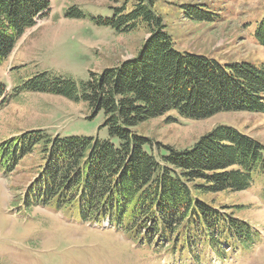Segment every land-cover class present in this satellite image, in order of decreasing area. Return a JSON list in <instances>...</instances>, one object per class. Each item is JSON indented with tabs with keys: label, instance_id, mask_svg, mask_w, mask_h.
<instances>
[{
	"label": "trees",
	"instance_id": "trees-1",
	"mask_svg": "<svg viewBox=\"0 0 264 264\" xmlns=\"http://www.w3.org/2000/svg\"><path fill=\"white\" fill-rule=\"evenodd\" d=\"M132 7L129 12L116 7L112 17L92 20L118 34L146 29L149 37L134 58L89 74L80 86L41 73L17 87L16 92L83 103L90 118L103 113L101 128L108 133L100 140L30 131L1 143L0 150L10 158L8 172L41 148L43 165L20 206L63 211L83 223L107 222L136 244L156 252L167 249L183 262H205L209 252L222 258L236 246L248 249L254 239L250 225L204 198L243 192L255 174L264 184V145L218 126L191 148L165 147L157 157L153 140L137 129L169 113L194 121L219 113L264 114V70L247 62L221 65L204 55L179 52L154 11V0H138ZM188 9L192 21H213L200 5ZM49 11L48 0H0V65ZM65 17L84 15L71 7ZM256 30L264 46V17ZM5 90L0 83V108L7 101Z\"/></svg>",
	"mask_w": 264,
	"mask_h": 264
},
{
	"label": "rangeland",
	"instance_id": "rangeland-1",
	"mask_svg": "<svg viewBox=\"0 0 264 264\" xmlns=\"http://www.w3.org/2000/svg\"><path fill=\"white\" fill-rule=\"evenodd\" d=\"M48 1L47 16L25 32L0 65V83L7 97L0 108V144L30 131H43L52 138L107 139L106 129L101 128L103 113L90 118L83 103L16 89L41 73L80 86L89 74L134 58L149 37L144 28L118 34L92 20L112 17L116 7L129 12L138 0ZM199 5L213 15V21L188 18V7ZM71 7L84 17L66 18ZM154 11L162 18L175 50L204 55L221 65L247 62L264 70V46L256 37L264 17V0H154ZM218 126L233 128L264 145V114L260 113H219L198 121L169 113L140 126L137 132L153 140V152L159 157L165 147L191 148ZM9 159L1 149L0 264H264V184L260 175L255 174L253 184L243 192L204 198L250 225L252 245L248 249L236 246L222 258L207 252L205 262L190 263L169 256L167 249L156 252L140 246L107 222L83 223L51 208L27 211L20 202L43 165L41 148L36 147L10 172Z\"/></svg>",
	"mask_w": 264,
	"mask_h": 264
}]
</instances>
